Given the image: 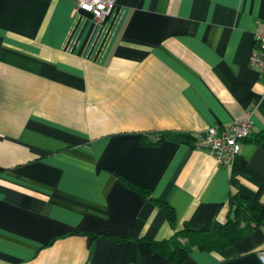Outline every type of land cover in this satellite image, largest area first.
Wrapping results in <instances>:
<instances>
[{"label":"crops","instance_id":"0c3cea01","mask_svg":"<svg viewBox=\"0 0 264 264\" xmlns=\"http://www.w3.org/2000/svg\"><path fill=\"white\" fill-rule=\"evenodd\" d=\"M116 3L91 58L68 46L72 0H0V264H264V83L249 62L264 0ZM247 114L231 169L196 145ZM238 192L260 204L250 234L177 263L156 252L185 223L224 224Z\"/></svg>","mask_w":264,"mask_h":264},{"label":"built area","instance_id":"2783aa9c","mask_svg":"<svg viewBox=\"0 0 264 264\" xmlns=\"http://www.w3.org/2000/svg\"><path fill=\"white\" fill-rule=\"evenodd\" d=\"M72 3L68 46L91 58H100L109 45L122 8L116 5V0H72ZM253 33L254 48L249 62L264 83V32L256 27ZM250 115L231 122L225 132L218 133L214 127H209L195 138L196 145L210 148L217 163L231 169L239 154L241 141L250 135ZM257 254L260 262L264 263V248L259 249Z\"/></svg>","mask_w":264,"mask_h":264},{"label":"trees","instance_id":"16d2710c","mask_svg":"<svg viewBox=\"0 0 264 264\" xmlns=\"http://www.w3.org/2000/svg\"><path fill=\"white\" fill-rule=\"evenodd\" d=\"M260 134V138L264 137V132ZM173 135L185 137L192 142L188 134L175 133L172 131L159 132L157 141ZM250 137L251 139L255 138L253 136ZM247 138H249V135ZM125 184L140 192L150 202L158 205L167 219L170 222L173 221V210L165 202L153 196L150 189L140 184L130 182L129 180H125ZM228 199L230 208L224 224H221L217 229L200 231L185 223L181 230L176 231L169 238L151 240L152 246L157 250L156 252H159L170 261L177 263L192 248L207 251H220L233 241L250 234V232L259 225L261 220L260 211H258L260 210L259 202L239 192ZM88 236L91 237V234H88ZM182 237L184 240L181 239ZM110 238L114 241L122 239L118 236H111Z\"/></svg>","mask_w":264,"mask_h":264},{"label":"rangeland","instance_id":"374dc122","mask_svg":"<svg viewBox=\"0 0 264 264\" xmlns=\"http://www.w3.org/2000/svg\"><path fill=\"white\" fill-rule=\"evenodd\" d=\"M181 239L184 240L183 237Z\"/></svg>","mask_w":264,"mask_h":264}]
</instances>
